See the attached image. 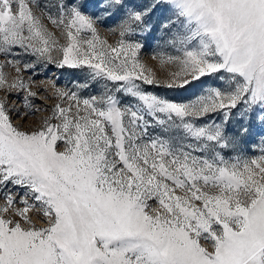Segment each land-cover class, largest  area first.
Segmentation results:
<instances>
[{
    "label": "snow or ice",
    "instance_id": "6c2138e0",
    "mask_svg": "<svg viewBox=\"0 0 264 264\" xmlns=\"http://www.w3.org/2000/svg\"><path fill=\"white\" fill-rule=\"evenodd\" d=\"M0 193V264H264V0H0Z\"/></svg>",
    "mask_w": 264,
    "mask_h": 264
},
{
    "label": "rangeland",
    "instance_id": "374dc122",
    "mask_svg": "<svg viewBox=\"0 0 264 264\" xmlns=\"http://www.w3.org/2000/svg\"><path fill=\"white\" fill-rule=\"evenodd\" d=\"M53 3L56 0H52ZM54 11V10H53ZM158 15L156 14L152 17V24L158 26L159 20ZM101 35L106 36L109 42L114 43L116 37L110 36L107 34V30L102 29ZM155 35V33L153 34ZM156 48L154 42L150 43L149 46L144 50L141 54L143 61L148 64L150 67H157L156 62L151 60V55L153 54V49ZM22 60H29L30 57H19ZM14 75V73H13ZM25 79L28 78V74H24ZM32 78L35 80V84L32 85L33 91L40 92V96L34 100L35 106L39 107L41 110L36 111L35 115L32 117H28L25 120L17 119L15 112L23 111V97L24 93H20L19 97L14 93L12 100L8 101V106L13 108V120L17 125H21L24 128H33L39 125V123L44 119L47 112L43 111L44 108L51 109L56 103L57 99L55 97V89L52 84L55 83L56 87L61 89L68 90H76L77 81H83L87 78L86 71H82L80 69H70V68H57L55 65H38L34 71ZM102 85H96L94 89H80L81 95L87 97L93 93L99 94L102 92ZM158 91H163L158 90ZM43 97H47V99H43ZM35 110V109H34ZM234 123V122H233ZM261 129L258 127H254L251 131L250 136L248 137L249 141H253L254 143L248 144V152L259 154V148L261 146V138L259 133ZM11 189V186H9ZM22 191V190H21ZM3 193H0L2 196ZM31 214V213H30ZM37 226H41L37 224Z\"/></svg>",
    "mask_w": 264,
    "mask_h": 264
}]
</instances>
